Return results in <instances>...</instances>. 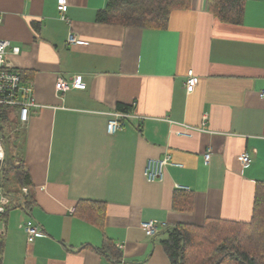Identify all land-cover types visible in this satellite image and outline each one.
Listing matches in <instances>:
<instances>
[{"label":"crops","instance_id":"crops-1","mask_svg":"<svg viewBox=\"0 0 264 264\" xmlns=\"http://www.w3.org/2000/svg\"><path fill=\"white\" fill-rule=\"evenodd\" d=\"M66 1L62 18L58 0H0V39L20 48L8 59L37 104L26 124L7 110L31 206L0 215V264H173L170 227L250 220L264 182V0H246L239 24L191 0L162 29L99 21L107 0ZM75 76L84 89L57 93ZM114 112L131 116L109 133ZM183 124L200 130L178 135ZM166 154L179 165L149 182L147 160ZM27 220L42 230L33 242Z\"/></svg>","mask_w":264,"mask_h":264},{"label":"trees","instance_id":"trees-1","mask_svg":"<svg viewBox=\"0 0 264 264\" xmlns=\"http://www.w3.org/2000/svg\"><path fill=\"white\" fill-rule=\"evenodd\" d=\"M245 2L208 0V7L220 21L239 24L243 19ZM190 3L191 0H107L97 19L122 26L162 29L167 27L174 10L188 9ZM7 110L0 107V134L5 123L14 120L12 127L17 124L15 119L8 117ZM3 140L6 148L4 185L6 193L12 197L6 212L15 207L28 210L31 200L27 197L21 199L24 197L22 188L31 186L28 172L16 152L13 150L10 154L4 137ZM15 182L19 183L18 188L13 185ZM175 206L181 208L178 201ZM167 232L168 238L163 243L173 264H264V182L257 184L250 220H210L203 226L178 224Z\"/></svg>","mask_w":264,"mask_h":264},{"label":"built area","instance_id":"built-area-1","mask_svg":"<svg viewBox=\"0 0 264 264\" xmlns=\"http://www.w3.org/2000/svg\"><path fill=\"white\" fill-rule=\"evenodd\" d=\"M57 9L62 18H65V13L68 9L66 0H58ZM2 17L0 14V24ZM68 43H77V37L74 33H69ZM18 54L20 48L11 44L7 39H0V107L10 109H18V117L21 124H26L30 118V110L36 107L37 104L33 97L32 83H25L23 74L16 62L8 59L9 53ZM198 83V78L193 70L188 71L186 79V90L192 93ZM86 85L82 82L81 76H75L71 81L60 78L56 83L57 93H64L70 89H84ZM264 96V92L262 93ZM110 119L107 124L109 133H115L122 129L125 125V120L131 115L124 113H110ZM206 120V119H205ZM200 128L188 125H182V129L176 133L181 136L190 137L194 131ZM211 158V151L208 150L205 154V161L209 162ZM6 161V148L4 146L3 136L0 134V215L6 212L7 207L12 202V197L6 193L4 185L3 170ZM251 161L250 154L245 152L241 156L243 165H248ZM179 165L175 163L171 155L166 154L164 157H153L147 160L144 176L149 182L162 181L165 177L166 168L169 166ZM178 186V185H177ZM22 192L26 195L29 193L27 187L22 188ZM72 212L74 210L72 209ZM159 223L155 221H144L142 228L148 236H153L158 232ZM165 226V223L161 224ZM23 229L27 233L28 241L33 242L37 237L42 235V230L33 220H27ZM132 264V263H129Z\"/></svg>","mask_w":264,"mask_h":264},{"label":"rangeland","instance_id":"rangeland-1","mask_svg":"<svg viewBox=\"0 0 264 264\" xmlns=\"http://www.w3.org/2000/svg\"><path fill=\"white\" fill-rule=\"evenodd\" d=\"M13 121H9V123H5L3 125L2 130H1V134L3 135V137L5 139V142L7 144L9 151H10V154L13 153L14 145H15L14 137H12V133H11V127L14 124Z\"/></svg>","mask_w":264,"mask_h":264},{"label":"water","instance_id":"water-1","mask_svg":"<svg viewBox=\"0 0 264 264\" xmlns=\"http://www.w3.org/2000/svg\"><path fill=\"white\" fill-rule=\"evenodd\" d=\"M2 122H1V118H0V128H1Z\"/></svg>","mask_w":264,"mask_h":264}]
</instances>
